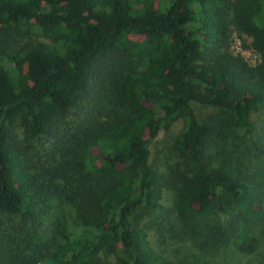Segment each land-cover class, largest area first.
Instances as JSON below:
<instances>
[{
	"label": "trees",
	"instance_id": "16d2710c",
	"mask_svg": "<svg viewBox=\"0 0 264 264\" xmlns=\"http://www.w3.org/2000/svg\"><path fill=\"white\" fill-rule=\"evenodd\" d=\"M233 34L250 39L254 66L231 51ZM193 105L225 108L251 142L264 0H0V264H214L228 245L256 251L254 235L231 239L264 225L263 191L248 166L202 164L212 127ZM181 120L173 148L197 169L158 255L139 228L161 199L149 146ZM19 124L53 140L42 158ZM185 242L198 252L179 259Z\"/></svg>",
	"mask_w": 264,
	"mask_h": 264
},
{
	"label": "rangeland",
	"instance_id": "374dc122",
	"mask_svg": "<svg viewBox=\"0 0 264 264\" xmlns=\"http://www.w3.org/2000/svg\"><path fill=\"white\" fill-rule=\"evenodd\" d=\"M243 41L248 45L250 39L233 34L231 51L233 54H240L249 66H254L258 62V57L249 48L243 49ZM193 107L197 111L200 121L212 127V132L206 138L201 150L202 164L216 166L219 161L224 159L230 160L240 167L248 166V168H243L246 179L257 183L264 195V153L256 149L257 147L264 150V105L251 114L250 119L254 127V134L250 143L240 139L234 132L230 131L226 121L229 117L225 108L211 109L197 105H193ZM23 127L24 125L19 124L16 128L19 139L29 146L30 154H36L38 158H42L53 140L26 137ZM182 128V120L174 123L169 130L161 131L149 146L152 161L162 177L161 199L160 207L156 211H152L141 218L139 228L147 235L151 248L158 255H163L165 253L163 249L168 247L165 244L168 241L167 230L176 225L175 196L192 178L197 169L196 164L180 157L173 148L174 140ZM35 211L38 213L39 209L35 208ZM226 218H229L228 215H223L221 220H226ZM45 225L48 226L49 224L45 223ZM253 235L256 238L253 244L257 248L256 251L250 255L242 254L234 246L228 245L216 251L214 264H264V225L256 227L241 224L237 236H233L231 240L237 239L236 242H242V237L249 239ZM177 248L179 249L175 256L179 259H186L191 255V252H198V249L192 245L189 247L187 242L180 243ZM167 258L171 257L167 256ZM108 261L112 263L114 257L109 256Z\"/></svg>",
	"mask_w": 264,
	"mask_h": 264
}]
</instances>
